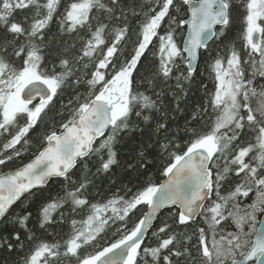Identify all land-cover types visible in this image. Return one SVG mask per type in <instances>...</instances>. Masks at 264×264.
<instances>
[{
	"label": "snow or ice",
	"instance_id": "snow-or-ice-1",
	"mask_svg": "<svg viewBox=\"0 0 264 264\" xmlns=\"http://www.w3.org/2000/svg\"><path fill=\"white\" fill-rule=\"evenodd\" d=\"M237 9L242 48H211ZM201 49L214 91L189 110ZM126 137L137 182L93 202ZM0 138V166L32 155L0 174V264H264V0H0Z\"/></svg>",
	"mask_w": 264,
	"mask_h": 264
},
{
	"label": "trees",
	"instance_id": "trees-1",
	"mask_svg": "<svg viewBox=\"0 0 264 264\" xmlns=\"http://www.w3.org/2000/svg\"><path fill=\"white\" fill-rule=\"evenodd\" d=\"M186 8V6H185ZM243 9H237L233 10L232 12V22L227 29L226 32V37L222 39V41H213L212 44L210 45L211 48L216 49L219 47H223V44L228 43H235V46L240 49L243 46V41L241 39V33L243 31V16H242ZM22 15V14H21ZM56 25H52V30L55 31ZM219 30V29H218ZM178 44L181 46L182 40H183V35L178 34L177 37ZM154 43L158 44V41L154 40ZM156 48H153L150 45V51L146 53V56H148L149 60L152 61L153 63L158 61V56L153 55L154 53H157L155 51ZM215 54V53H213ZM210 61L208 60V57L205 54V51H202V55L200 57V62L197 68V75L195 79V83L191 87V91L189 93V97L186 102L187 108L190 110L191 107L194 104L202 103L203 100L205 99V89L202 87V85H207V90L209 92L214 91V76L212 74L211 69L209 68L208 64ZM180 67L181 70L183 71L185 69V63L180 62ZM67 99L66 96H61L57 97L55 99V103L57 105L61 104ZM182 107H185V105H182ZM188 113L184 114H176V120L174 122L175 125L183 126L184 125V119L185 115ZM3 144V138H0V148H2ZM19 147V146H17ZM135 147V142L132 140H129L127 137L119 144L117 145V150H118V159L120 161L119 166H114L112 171L107 174L106 176H102L96 180V187L91 191V198L93 199V202L100 201L103 202L106 198L110 197L114 191L120 185L127 184L129 179H131L133 182H137L138 178L135 173L129 174V172L126 170L125 165L128 162V160L131 158V156L134 154V149ZM35 149H33L34 151ZM32 159L31 153H24V155L21 158H18L12 162H9L6 166H0V173L6 172L9 170L16 169L20 167L23 163L29 162V160ZM150 159L152 160V163L149 165L147 175L151 177L153 182L156 184H161L163 180L165 179V176L162 174V169L166 165L167 160L161 158L159 155H157L156 151L153 150ZM93 161H95V157H93ZM90 167H92V162L89 164ZM92 170L95 171V168L92 167ZM76 171V176L79 175L78 170ZM76 178V177H74ZM115 180L116 184L113 185L110 180ZM144 177L140 176L139 177V182L143 183ZM63 184L62 180H52L50 184L43 190V192L36 197H27L26 199H22L11 211H10V216L16 213H19L23 210L24 204L26 200H31L32 204L29 208L30 211L33 212V216L36 214V208H37V203L36 201H39L40 199H43L44 197L47 196H55L56 193L60 190L61 185ZM146 211V207L141 208V212ZM138 213L137 215H139ZM80 217H77L79 219ZM135 219V218H134ZM199 222V221H198ZM159 221H157V224ZM60 230L53 227L49 229V232H59ZM68 231V226L64 225L63 226V233H66ZM42 238L51 240L52 237L46 236L43 233H41ZM59 238V237H58ZM112 239L111 235L105 238V240ZM103 244L104 241H101ZM208 243L209 245L211 244V235H208Z\"/></svg>",
	"mask_w": 264,
	"mask_h": 264
},
{
	"label": "water",
	"instance_id": "water-1",
	"mask_svg": "<svg viewBox=\"0 0 264 264\" xmlns=\"http://www.w3.org/2000/svg\"><path fill=\"white\" fill-rule=\"evenodd\" d=\"M218 28H219V26H218ZM218 28H217V29H218ZM211 42H212V41L209 42V45H210ZM183 46H184V41H183L182 48H183ZM202 50H203V49H201L200 52H201ZM199 62H200V57H199V59H198V61H197V68H198ZM37 101H38V100H37ZM37 101H34V102H37ZM7 172H8V171H7ZM4 173H5V172H4ZM166 179H167V177H165L164 181H165ZM52 180H56V178H54V179H52ZM52 180H50V182H51ZM164 181H163V182H164ZM50 182H49V184H50ZM163 182H162V183H163ZM49 184H48V185H49ZM48 185H47V186H48ZM47 186H46V187H47ZM46 187H45V188H46ZM19 202H20V201H18V202L12 207V209H13V208H14ZM12 209H11V210H12ZM11 210H10V211H11ZM156 223H157V221H156Z\"/></svg>",
	"mask_w": 264,
	"mask_h": 264
},
{
	"label": "rangeland",
	"instance_id": "rangeland-1",
	"mask_svg": "<svg viewBox=\"0 0 264 264\" xmlns=\"http://www.w3.org/2000/svg\"><path fill=\"white\" fill-rule=\"evenodd\" d=\"M182 43H183V40H182ZM182 43H181V48H182ZM157 45H158V44H157ZM157 50H158V48L155 49V51H157Z\"/></svg>",
	"mask_w": 264,
	"mask_h": 264
},
{
	"label": "bare ground",
	"instance_id": "bare-ground-1",
	"mask_svg": "<svg viewBox=\"0 0 264 264\" xmlns=\"http://www.w3.org/2000/svg\"><path fill=\"white\" fill-rule=\"evenodd\" d=\"M56 180H58V179H56Z\"/></svg>",
	"mask_w": 264,
	"mask_h": 264
},
{
	"label": "flooded vegetation",
	"instance_id": "flooded-vegetation-1",
	"mask_svg": "<svg viewBox=\"0 0 264 264\" xmlns=\"http://www.w3.org/2000/svg\"><path fill=\"white\" fill-rule=\"evenodd\" d=\"M212 44V43H211Z\"/></svg>",
	"mask_w": 264,
	"mask_h": 264
}]
</instances>
